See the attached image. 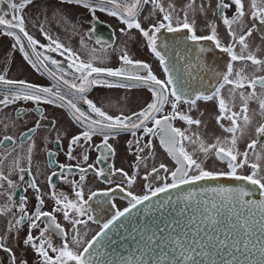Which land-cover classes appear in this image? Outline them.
Listing matches in <instances>:
<instances>
[{
  "label": "snow or ice",
  "instance_id": "obj_1",
  "mask_svg": "<svg viewBox=\"0 0 264 264\" xmlns=\"http://www.w3.org/2000/svg\"><path fill=\"white\" fill-rule=\"evenodd\" d=\"M0 2L7 4V11L0 10V35L11 38L10 50L18 49L28 64L37 71L42 68L55 81L52 87H43L0 74V86H4L0 91V107L6 109L17 101H31L40 115L34 128H29L27 134L20 133L28 141L26 156L18 153L7 174L3 170L5 155L15 149L0 155V196L5 195V183L8 190L7 203L0 205V216L8 217L6 229L0 235V252L5 254L0 264H29V253L34 256L32 264H264V55L259 54L262 51L259 46L253 47L249 42L258 28L260 39L264 41V0H215L214 6L212 0H201L200 4L196 0H188L179 9L174 0H168L167 5L162 0H58L59 4L87 10L91 27L85 36L94 32L100 23L97 12L117 18L125 26L120 29L121 33L137 30L158 60L163 79L156 75L149 63L132 58L125 48L119 49L120 67L98 66L106 64L109 59L106 48L110 45L99 51L91 49L88 59L84 60L72 48L50 35L43 23L39 25V31L48 43H41L27 30L26 15L27 9L33 6L39 12L41 0ZM149 5V17L159 14L160 18L145 27L139 17ZM209 11L225 26L230 38L227 44L222 43L215 21L208 22L207 35H197L196 17H207ZM56 15L66 29L76 33V24L68 13L58 10ZM162 30L168 33L186 30L185 38L196 42L200 53L205 51L199 46L200 41L212 42L216 49L229 57L225 70L208 69L215 77L214 82L199 77V87H193L192 81L197 77L192 76L189 69H199L202 65L186 64L185 72L190 79H184L176 64L165 54L167 45L161 43L158 35ZM97 43H101L99 38ZM80 44L87 48L83 37ZM26 47L31 49V53ZM48 53L66 56L67 69ZM175 55L177 63L184 59L180 52ZM69 76L70 79L66 78ZM94 87L143 88L150 93V99L130 115L123 112L111 115L89 98L88 93ZM124 99L126 102L127 97ZM81 102L87 106L86 109L80 106ZM201 102L213 105L214 113H218L214 114L215 124L227 135L215 136L210 142L205 137L202 129H207L213 113L202 111ZM41 104L66 109L71 122L82 129L67 141L65 155L69 160L76 159V150H79L83 162L89 160L90 150L100 153L96 162L107 160L116 154L109 141L121 133H131L133 139L128 141V145L129 151H133L135 146L136 163L133 168L140 166L146 159L141 153L152 146L151 139L144 143L145 137H159L160 144L175 161V168L159 164V169L164 170L166 176L156 175L155 179H163L164 182L160 186L145 183L143 195L134 194L117 183L115 189L92 191L85 199L84 186L89 171L108 183H111L113 175L121 173L129 187L135 183L137 175L135 172L129 175L112 165L107 170L96 167L95 163L87 164V167L79 163L57 165L55 153L49 150V167H58L59 172L53 170L47 176L52 191L44 193L31 171L36 147L32 133L41 127L42 120L47 119L39 107ZM166 105H170L169 111L165 110ZM31 111H19L17 118ZM256 117L260 119L254 124ZM175 121H182L186 127L175 126ZM55 124L52 121L53 128ZM249 129L253 130L252 134L241 150L240 142L249 135ZM64 135L57 130L55 142L60 143ZM94 136L102 137V140L94 144ZM5 142L16 144V139L4 136L0 139V146ZM23 144L24 140H21L18 146L22 148ZM188 146L192 147L191 152L187 150ZM197 153L204 159H198ZM211 157L225 163L226 170L206 168L204 161ZM22 159L27 160L28 167L20 166ZM246 167L248 173L242 174L241 170ZM73 169L78 170V180L68 179ZM13 173L19 174L20 182L25 180V174L29 177L24 191L30 188L35 192L36 206L31 213L26 209V195H21L18 201L14 199L15 190L21 185L10 178ZM153 173H158L157 167L146 172L144 179L148 180ZM54 177L71 185L74 198L55 190ZM221 178L241 183L225 185L219 183ZM199 182L208 186H199ZM181 186L189 187L183 191ZM116 190L128 198V205L122 210L109 199ZM169 190H178L175 198L168 195ZM257 191L259 199H246ZM161 193L166 195L160 198L158 194ZM45 195L54 201L55 206L49 211L44 210ZM98 196L106 198L103 202L110 204L111 215L100 224L99 231L91 239H85L86 233L81 234L80 228L98 219L92 215L96 209L90 204ZM103 202L97 199V209L102 208ZM58 214L67 224L58 219ZM130 221L131 231L126 229L127 238L131 241L129 254L105 251L107 243L111 242L114 222L124 228ZM13 242L16 247L12 246ZM19 251L24 252L23 257L18 255Z\"/></svg>",
  "mask_w": 264,
  "mask_h": 264
},
{
  "label": "flooded vegetation",
  "instance_id": "obj_2",
  "mask_svg": "<svg viewBox=\"0 0 264 264\" xmlns=\"http://www.w3.org/2000/svg\"><path fill=\"white\" fill-rule=\"evenodd\" d=\"M162 2L167 5L168 0H162ZM187 2L188 0H174V3L178 9ZM196 3L200 4L201 0H196ZM214 4L215 0H212V5L214 6ZM39 8L40 11L37 12L35 6L30 7L27 9L26 15L28 19L27 30L41 43H48V41L40 34L39 31V25L43 23L45 29L50 35L59 39L66 46L72 48L84 60L88 59V53L91 49L95 48L99 51L105 45H110V47L106 48L109 59L107 60L106 64L98 66L120 67L121 62L118 59L119 49L125 48L132 58L149 63L156 75L161 79L164 78L163 71L159 66L158 60L146 47V41L143 39V37L135 29L128 30L126 34L121 33L120 29L125 26L117 18L108 16L106 13L97 12L100 23L97 24L96 30L94 32H92L89 36H85L84 34L91 27V17L87 10L83 9L82 7L59 4L58 0H41ZM0 10L7 11V4L0 2ZM58 10H62L63 12L70 15L72 21L76 24L77 31L75 34L70 29H66L65 26L59 22L56 15ZM150 10V5L145 6L141 16L139 17L145 27H147L149 23H154L155 19L160 18L159 14H157L155 17H149ZM231 14L232 12L229 11L228 15L231 16ZM145 17L149 18L146 20ZM209 21L216 22L218 34L222 40V43L227 44L230 38L227 35L225 26L212 15L211 11H209L207 17L202 15H198L196 17L197 35H207L209 33V29L207 28ZM248 26L250 27L251 23L248 24ZM254 33L256 34L258 43H261L262 40L260 39V29L258 28L256 31H254ZM158 35L160 36L161 43L167 45V50L165 51L166 56L169 57L172 63L176 64L184 79H190L188 72H185L184 66L186 64L191 63L195 65L199 63L202 65V67L199 69L195 67L189 69L191 75L197 77L196 80L192 81L193 87H199V77H204L206 81L208 79H212L214 82L215 77L212 75V73L208 72V69L219 72L225 70L229 57L226 53H222L219 49H216L212 42L200 41L199 46L205 49L204 52L200 53L196 42L187 40L185 38L186 30L181 33H168L166 30H162ZM81 37L84 38L87 48L81 46ZM97 38L100 39L101 43H97ZM11 43V38L0 35V74H5L6 78L8 79H23L27 82L35 83L43 87H52L55 81H53L42 68L41 70L37 71V69H34L30 64H28V62L23 58V54L19 52L18 49L14 51L10 50ZM24 43L25 45L27 44L26 41H24ZM26 50L31 53V49L26 47ZM176 52H180L184 57V59L179 60V63H177V57L175 55ZM48 54L61 61L62 66L67 69L66 56L61 57L58 53ZM49 67H51L50 64ZM5 69L7 71H5ZM53 71H55V69H53ZM69 72H71V70H69ZM66 78L70 79L71 76ZM205 87H207V84H205ZM3 89L4 86H0V91H3ZM88 96L90 99H93L94 102L98 104V106H103L104 109L111 115H119L121 112H123L125 115H130L131 112L138 111L143 102L150 99V93H148L147 89L143 88L127 90L94 87L89 91ZM125 97H127L126 102L124 99ZM80 106L85 109L87 107L86 105H83L82 102ZM39 107L43 110L47 119L42 120L41 127L36 128L35 132L32 133L36 147L34 149L31 162V171L36 177L37 183L44 193H49L52 191V189H50L48 186L47 176L53 170L59 172L58 167H49V150L55 153L57 165L60 163L76 165L79 163L81 166L87 167V164L95 163L96 167H102L106 170L110 165H112L115 168H122L129 175H132L133 172H135L137 175V180L129 187L121 173H116L113 175L111 177V183H108L105 182L104 178L97 179L94 173L89 171L84 186L85 199L92 191L100 192L106 190L109 187L115 189L117 183H120L122 187L127 188L134 194L143 195L146 192V189L144 188L145 183H151L155 186H160L164 182L163 179H155L156 175H159L162 178L166 176L165 171L159 169V164L163 163L169 169L174 170L175 168V161H173L171 157L168 156L166 150L159 142V137H145L144 143H146L148 139H151L152 146L150 148H146L144 152L141 153V155L146 157V159L140 164V166L138 168H133V165L136 163V156L134 145L133 151H129L128 141L133 139L131 133H121L115 139L109 141L113 144L116 154L115 156H110L107 160L96 162V157L100 153L91 150L88 153L89 160L87 162L82 161L79 150L74 152L76 159L69 160L65 155L67 151V141L71 135L77 134L82 129H80L78 125H75L71 122V117L66 109L57 107L56 105L47 104H41ZM181 107L183 108L185 106L182 105ZM200 107L202 111L207 110L208 113H213L212 118L209 119L207 129H202L205 137L209 139V142L211 139H214L215 136H224L219 134L221 129L215 124L214 114L218 113H214L213 105L210 102L207 104L201 102ZM252 107L255 108L256 105L253 104ZM28 109H32V111L27 115H24L22 118H17V112H27ZM165 110L169 111L170 105H166ZM257 118L258 117H256L254 124L259 121ZM37 119H40V115L39 112L36 111V105L31 101H17L14 105H9L6 109L0 107V139H3L4 136H13L16 139V144L5 142L4 145L0 146V155H5L9 149H15V151L11 152V154L5 155L3 165L5 174L8 173V167L18 153L22 156H26L28 141L25 137H21L20 133L24 132L27 134V130L29 128L35 127V121ZM206 119H208L207 116ZM52 121L56 122L55 128L52 126ZM174 123L177 127H186L182 121H175ZM225 123L227 124V121H225ZM6 124L8 125L7 127H5ZM57 130L65 134L60 143L55 142ZM252 131V129H249V136ZM137 134L139 135L140 133L138 132ZM249 136L246 140H242L245 142L240 145L241 150L245 148L244 144H247ZM21 140H24L22 148L18 146ZM101 140L102 137H93L94 144L99 143ZM187 150L191 152L192 147L188 146ZM198 155L199 153L196 154V157ZM200 155L201 158L199 157ZM200 155L198 157L200 160H203L204 158L202 154ZM212 163H217L222 168H206L210 170H226V164L215 159V157H211L204 161L205 166H208L207 164ZM20 166L28 167L29 165L27 160L22 159ZM152 167H157L158 173H153L152 176L148 178V180H145V173L150 172ZM241 171L242 174H247L249 169L246 167ZM10 178L16 180L21 185L15 190L14 199L18 201L21 195H26L28 197L26 209L29 213L33 212L36 206L35 192L30 188L27 189L26 192L24 191V189L27 188V181L29 177L25 174V180L20 182L19 174L13 173ZM68 179L78 180V170L73 169L72 173L69 174ZM168 182H170V177H168ZM53 183L56 185V191L63 192L69 195L70 198H74V194L69 183L63 182L59 177H54ZM7 191V184L5 183V195L0 196V205L7 203ZM44 199V210H51V208L55 206L54 201L51 200L48 195H45ZM97 199L103 202L106 198L98 196L94 200L90 201L92 208L96 209L92 212V215L94 217H98V219L89 221L86 227L82 226L80 228L81 234L86 233L84 236L85 239H91V236L95 235V233L99 231L100 224L103 223L107 218H110L111 215L110 204L108 202H103L102 208L97 209ZM109 199L115 204L116 208L121 210L128 205V198L119 190L114 191L110 195ZM7 219L8 217L0 216V235H3L4 230L6 229ZM58 219H60L62 223L67 224V222L63 221L62 215L58 214ZM21 235H23V233H21ZM12 246L16 247L14 242L12 243ZM18 255L23 257L24 252L19 251ZM4 258L5 254L0 252V260ZM27 259L29 260V264H32L34 256L29 253Z\"/></svg>",
  "mask_w": 264,
  "mask_h": 264
},
{
  "label": "water",
  "instance_id": "obj_3",
  "mask_svg": "<svg viewBox=\"0 0 264 264\" xmlns=\"http://www.w3.org/2000/svg\"><path fill=\"white\" fill-rule=\"evenodd\" d=\"M219 183H223L225 185H231V186H235L238 183L241 182H237L228 178H221ZM199 186H208L205 185L203 182H199ZM214 186V184L212 185ZM189 186H181V190L186 191L188 189ZM178 194V190H169L168 195H172L173 198H175V195ZM160 198H163L166 194H158ZM247 198H252V199H259V192L257 191L256 193H254V195L252 197H246ZM153 200H155L156 198H152ZM147 203V202H146ZM140 206H138L139 208ZM142 214V213H140ZM115 223V227L114 230L112 232H110V241L109 243H107L106 247H105V251H115L116 254L118 255H128L130 252V243L131 241L127 238V233H126V229L127 231H131V221L126 224V226L124 228H121L119 226V223ZM121 237H124V239H122Z\"/></svg>",
  "mask_w": 264,
  "mask_h": 264
},
{
  "label": "rangeland",
  "instance_id": "obj_4",
  "mask_svg": "<svg viewBox=\"0 0 264 264\" xmlns=\"http://www.w3.org/2000/svg\"><path fill=\"white\" fill-rule=\"evenodd\" d=\"M251 22H249L248 24H250ZM250 44H252L253 47H256V46H259L262 51L259 53L260 55H264V42L261 41V43H258L257 41V37H256V34L254 33V35L250 38ZM251 71V69H249ZM258 120L260 119L259 117L257 118ZM220 135H227V133H225L222 129L220 130ZM252 132L250 133V136H251ZM249 135H246L245 138L243 140H246L247 137ZM245 141H241L240 142V145H242ZM239 145V147H240ZM244 146L246 147V145L244 144ZM200 155V154H199ZM198 155V156H199ZM197 158L200 159L201 158V155ZM208 166H205V167H208V168H212V169H219V168H222L220 165H218L217 163H212V164H207ZM246 170V169H245Z\"/></svg>",
  "mask_w": 264,
  "mask_h": 264
}]
</instances>
